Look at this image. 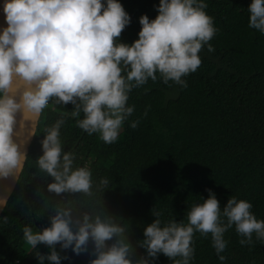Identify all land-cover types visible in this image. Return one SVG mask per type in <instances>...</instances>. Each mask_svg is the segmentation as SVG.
Wrapping results in <instances>:
<instances>
[{
    "label": "clouds",
    "instance_id": "9594fccd",
    "mask_svg": "<svg viewBox=\"0 0 264 264\" xmlns=\"http://www.w3.org/2000/svg\"><path fill=\"white\" fill-rule=\"evenodd\" d=\"M207 7L205 0H159L158 15L152 20L142 15L138 39L127 44L117 40L130 23L118 0H4L7 27L0 29V178L19 174L26 161L13 141L18 112L21 132L25 121L32 122L31 137L37 135V121L50 101L71 103L73 118L83 114L76 120L77 127L112 144L135 110L127 103L134 88L149 79L155 82L157 74L165 84L172 81L187 87L182 77L201 65L198 53L205 45L213 51L208 42L217 29L205 11ZM248 13V26L264 34V0H251ZM139 122L137 119L129 126L135 129ZM64 123L61 116L45 126L42 155L35 163L52 178L47 185L49 192L82 193L87 200L57 205L55 214L50 215V227L42 231L23 228V239L31 250L38 243L49 247L46 256L37 253L39 264L45 259L61 264V256L54 250L57 243L79 255L87 251L91 240L96 256L91 264H151L149 258L158 253L172 264H191L193 237L199 232L204 237L210 234L216 255L224 264V234L233 226L243 237L239 241L242 246L252 243L253 234L264 241V220L251 212L250 202L231 196L221 208L208 190V198L187 211L186 221H164L163 213L154 207L156 219L144 229L141 242L147 256L132 260L128 225L97 210L101 204L97 195L108 188L109 180L101 179L94 188L90 169L75 165L74 152L62 151L60 130ZM5 204L6 199L0 198V205ZM76 208L86 211L74 218Z\"/></svg>",
    "mask_w": 264,
    "mask_h": 264
},
{
    "label": "trees",
    "instance_id": "16d2710c",
    "mask_svg": "<svg viewBox=\"0 0 264 264\" xmlns=\"http://www.w3.org/2000/svg\"><path fill=\"white\" fill-rule=\"evenodd\" d=\"M104 0H102V3ZM130 17L122 30L120 43L138 39L139 18L158 15L159 0H118ZM206 13L213 18L216 34L198 53L201 65L182 77L187 87L159 78L151 79L129 93L132 116L124 122L118 139L104 143L99 134L89 135L76 125L71 103L53 101L41 114L37 135L30 145L19 181L0 216V264H39L37 253L49 254L46 244L31 250L23 239V228L36 231L50 227L54 208L69 200L86 201L82 193L56 194L47 190L52 178L38 169L35 160L42 155L43 129L64 117L60 130L62 151L76 154L75 165L87 167L93 186L109 180L108 188L97 195V210L128 225L132 260L147 256L141 247L144 229L156 217L186 221L194 203L208 198L211 190L223 208L231 196L252 204L251 212L264 220V34L248 26L251 0H205ZM146 112V115H145ZM139 119L133 129L129 125ZM86 211L76 208L74 218ZM75 231V227H73ZM235 227L224 234V264H264V241L253 234L252 243L241 245ZM115 237L106 241L111 245ZM191 264H221L211 236L196 232ZM54 250L61 264H91L96 258L89 240L87 251L77 255L71 249ZM67 257V259H64ZM151 264H172L158 253ZM43 264H51L47 259Z\"/></svg>",
    "mask_w": 264,
    "mask_h": 264
},
{
    "label": "water",
    "instance_id": "95a60500",
    "mask_svg": "<svg viewBox=\"0 0 264 264\" xmlns=\"http://www.w3.org/2000/svg\"><path fill=\"white\" fill-rule=\"evenodd\" d=\"M3 4L4 0H0V29L3 27H7L6 21H5V13L3 12ZM18 99V97H17ZM40 119V118H39ZM39 119L37 121V126L39 123ZM16 120L17 124L14 128V135H13V141L16 142L19 145L20 151L25 155L26 159L28 156L30 145L34 139V136L29 137L28 132L31 130L32 122L31 121H25V127L24 130L21 132L20 130V120H21V114L18 112L16 114ZM15 133H20L19 135H16ZM25 164V163H24ZM24 168V166H23ZM22 168V170H23ZM21 170V172H22ZM21 172L16 175L9 176L7 178H0V198L6 199V204L11 197L18 181L21 175ZM5 205H0V216L5 208Z\"/></svg>",
    "mask_w": 264,
    "mask_h": 264
},
{
    "label": "rangeland",
    "instance_id": "374dc122",
    "mask_svg": "<svg viewBox=\"0 0 264 264\" xmlns=\"http://www.w3.org/2000/svg\"><path fill=\"white\" fill-rule=\"evenodd\" d=\"M27 246H29V245H27Z\"/></svg>",
    "mask_w": 264,
    "mask_h": 264
}]
</instances>
